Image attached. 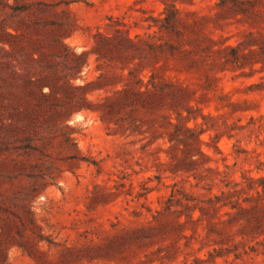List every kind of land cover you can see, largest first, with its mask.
Instances as JSON below:
<instances>
[{
	"label": "rangeland",
	"instance_id": "rangeland-1",
	"mask_svg": "<svg viewBox=\"0 0 264 264\" xmlns=\"http://www.w3.org/2000/svg\"><path fill=\"white\" fill-rule=\"evenodd\" d=\"M0 264H264V0H0Z\"/></svg>",
	"mask_w": 264,
	"mask_h": 264
}]
</instances>
